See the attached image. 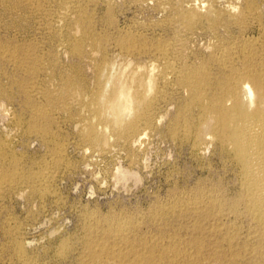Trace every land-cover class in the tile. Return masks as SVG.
<instances>
[{
	"label": "rangeland",
	"instance_id": "374dc122",
	"mask_svg": "<svg viewBox=\"0 0 264 264\" xmlns=\"http://www.w3.org/2000/svg\"><path fill=\"white\" fill-rule=\"evenodd\" d=\"M245 71L264 83V0H0V264H264L203 128ZM108 86L147 98L133 133Z\"/></svg>",
	"mask_w": 264,
	"mask_h": 264
},
{
	"label": "bare ground",
	"instance_id": "6f19581e",
	"mask_svg": "<svg viewBox=\"0 0 264 264\" xmlns=\"http://www.w3.org/2000/svg\"><path fill=\"white\" fill-rule=\"evenodd\" d=\"M239 75H238V77H239ZM250 77H251L250 74H247V72H246V73L241 74L239 79L236 78L237 81H239L240 79H242V80H241V82L240 81L235 82V86L232 84L234 87V91L232 90L233 91V99H232L233 101H231L232 104H231V102L229 104V105H231V107L228 109L219 108L216 119L214 121H211V122L205 121L206 118L209 117L208 115H207L208 117H206V116L203 117V118H205L204 119L205 123L203 124V128L211 131V133L212 132L216 133L219 136L220 142H221L224 150L227 151L230 155H232L235 163L237 164V166L240 169V171L238 170V172H240L241 176H242V193H243L244 201L246 202V205H247L248 212L253 217V219H255V222L257 221L258 224L260 223L261 228H264V83L261 81H258L257 79H254L257 81H255V84L253 83L255 85L253 88L249 85V83L248 84L247 83L245 84V82L242 83L243 78H250ZM258 79H259V77H258ZM251 80H253V79H251ZM260 80H262V77ZM234 81H235V79H234ZM107 83H109V82H107ZM109 87L110 86H108L107 88H103L101 91V96H100L101 99L99 100L98 107L96 109L98 111V114L101 117L104 116V118L105 117L110 118L112 120L115 128L122 130L123 132H124V130H128V131L132 132V131H135L136 129H139V128H137V124L139 126V123H140L139 121H141L139 119H140V115L142 114L141 111L143 110V109H141L140 105L143 102L145 103L147 98L144 97L143 95L141 97L133 96L134 92H133V94H131L129 92L130 90L127 91L125 89H123V90L121 89L120 91L115 92V91H113L114 89L109 90L111 88V87L110 88ZM146 95H147V93H146ZM150 95L151 94H149L148 96H150ZM255 95L257 97H255ZM230 96H231V94H230ZM151 98H152V96H151ZM150 102L151 101H149L148 103L150 104ZM255 103L257 105H255ZM254 105H255V107H254ZM139 108L141 109V111ZM205 109H207V108H205ZM208 109H211V108H208ZM212 111H213V109H212ZM203 116H204V114H203ZM90 131H91V134H88V135L92 136V138H93L94 137V133H93L94 128L91 127ZM204 132H205L204 130L199 132L198 140H206V142H207V139H205L206 138L205 136L208 134L205 135L206 132L205 133ZM135 134H136V132H135ZM208 137H209V135H208ZM211 140H213V139H211ZM0 148H1V146H0ZM238 175L240 176V174H238ZM0 177H2V176H0ZM12 179H13V177H12ZM238 180H240V179H238ZM213 203H215V202H213ZM263 234H264V231H263ZM117 238H119V237H117ZM120 240H122V239H119V241ZM101 250L104 251L103 249H101ZM167 250H165V251H167ZM118 251H119V254H118V256H119L122 251H120V250H118ZM115 254L112 255V256H114V258L116 256ZM94 255H97V252H96V254L94 253ZM125 257L122 256V258H125ZM119 260L121 262V259H119ZM102 261L103 260H101V262L99 264L103 263ZM110 262H108V264L113 263V261H112V263H110ZM122 263H124V262H122Z\"/></svg>",
	"mask_w": 264,
	"mask_h": 264
}]
</instances>
